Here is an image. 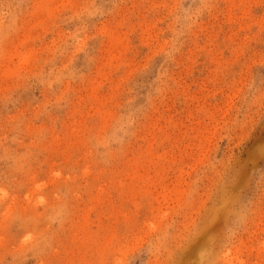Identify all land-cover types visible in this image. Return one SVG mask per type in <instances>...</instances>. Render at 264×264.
Listing matches in <instances>:
<instances>
[{"label":"rangeland","instance_id":"obj_1","mask_svg":"<svg viewBox=\"0 0 264 264\" xmlns=\"http://www.w3.org/2000/svg\"><path fill=\"white\" fill-rule=\"evenodd\" d=\"M0 264H264V0H0Z\"/></svg>","mask_w":264,"mask_h":264}]
</instances>
